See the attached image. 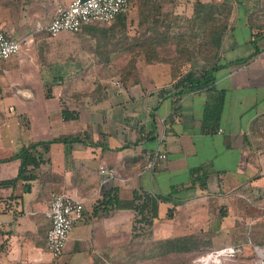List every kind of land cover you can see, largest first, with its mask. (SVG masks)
Returning a JSON list of instances; mask_svg holds the SVG:
<instances>
[{"label":"crops","instance_id":"crops-1","mask_svg":"<svg viewBox=\"0 0 264 264\" xmlns=\"http://www.w3.org/2000/svg\"><path fill=\"white\" fill-rule=\"evenodd\" d=\"M69 1L0 0V28L9 37L31 29L36 34L24 52L0 61V264H103L119 256L135 210L96 207L111 186L123 200L134 188L171 193L177 205L168 221L182 213L179 205L197 207L192 216L184 214L180 231L168 235L189 233L191 226L193 232L236 237L231 241L240 247H259L254 240L264 237V42L253 45L248 34L229 37L236 27L233 14L213 85L178 95L173 83L188 69L199 73L207 65L194 52L171 49L175 28L189 25L194 0H130L110 23H87L56 36L36 27L51 20L58 3ZM243 1L240 27L264 37V28L257 31L249 21L254 5ZM260 3L256 11L264 13ZM141 21L145 35L138 31ZM142 42L145 48L137 45ZM210 106L217 108L212 120L206 115ZM38 140L50 142L45 160L31 168L35 177L3 183L18 173L20 159L13 155ZM146 149L166 157L148 168ZM101 162L114 167L116 177L102 183ZM59 190L83 203L63 260L45 249V209ZM165 205L167 211L174 203L160 201L159 210ZM161 219L160 213L151 228ZM247 228V239L236 241Z\"/></svg>","mask_w":264,"mask_h":264},{"label":"trees","instance_id":"trees-1","mask_svg":"<svg viewBox=\"0 0 264 264\" xmlns=\"http://www.w3.org/2000/svg\"><path fill=\"white\" fill-rule=\"evenodd\" d=\"M154 2H161L162 0H153ZM174 3L176 0H171ZM145 4L146 0H141ZM234 0H212V1H193V11L190 17L185 20H189V25L185 29L180 28V24L175 28V33L177 36V42L174 45H171V49L176 52L181 53H202V50H207V53L201 56V59L207 65L201 68V71L197 73L192 69H188L179 79H177L173 85L177 88L178 95H181L187 89H199L207 88L213 85L216 78L215 71L219 68V54L220 48L222 45L223 37L226 31L230 28V20L234 14L235 6ZM176 21H180L179 17H176ZM184 20V19H183ZM138 31L141 35H145L144 23L141 21L137 24ZM202 27L203 32H198V29ZM164 31V30H162ZM185 34L187 38V43H184ZM200 34V36H199ZM199 36L200 42L197 41ZM180 40V41H179ZM145 42L139 43L142 48H145ZM173 62H177L173 60ZM209 64V65H208ZM132 65V63H131ZM134 67V66H133ZM129 78V77H126ZM220 95V94H218ZM214 106V105H213ZM207 107V117L212 120L214 111L217 108ZM64 117H69L70 115L64 110ZM50 142L46 141H31L27 144H24L21 149L13 156L20 159V164L18 168V173L16 177L12 180L3 181V183H10L16 179H31L34 178V172L31 171V168L37 167L43 162L44 151L47 149V144ZM12 157V156H11ZM199 170V167L193 168L191 170L192 176L195 177L196 172ZM206 181L203 178L201 182L202 186ZM168 201L173 202L174 205L176 201L169 195H163L158 193L147 192L137 188L133 189L132 197L127 200H123L119 197L117 193V187L111 186L104 191H102V196L98 201V208L101 209H111V208H122L127 207L135 210V217L133 220V226L131 231L130 239L123 244L122 250L118 255H122V251L126 250L125 261L123 264H127V260H138L135 253L131 251V244L136 240V237L142 233H151V226L154 224L155 220L159 217V202ZM173 208L175 206L168 207L167 217L173 216ZM214 232L209 230H198L189 233L183 234H170L167 236H162L157 238L152 245L158 247L159 255L166 256L169 254H187V253H197L193 258V264L196 263V258L200 255L209 253L221 247L227 245H238L239 243L232 244H221L214 247L212 245V240L214 237ZM264 237H261L260 240H254V244L259 247L263 246ZM211 243V244H210ZM151 255V254H150ZM149 254L144 253L139 259L150 257ZM117 256L112 260L107 261L103 264H118L119 257ZM264 256V249H263ZM249 257V256H248ZM188 260V259H186ZM114 261V262H113ZM180 264H190L187 261H183Z\"/></svg>","mask_w":264,"mask_h":264},{"label":"built area","instance_id":"built-area-1","mask_svg":"<svg viewBox=\"0 0 264 264\" xmlns=\"http://www.w3.org/2000/svg\"><path fill=\"white\" fill-rule=\"evenodd\" d=\"M129 3L130 0H71L67 3H58L51 20L45 26L37 23L36 27L38 29L45 28L49 36H56L62 31L77 32L87 23L112 22L119 13L127 10ZM33 40V32L13 38L0 28V61L12 54H21ZM144 156L145 166L152 168L155 162L165 158L166 154L158 149H146ZM98 172L102 183L117 175L116 169L108 166L105 162L98 165ZM82 210L83 203L79 196L66 190L51 193L45 209V214L50 221L46 231L45 249L52 257H58L64 252L70 231L81 218ZM240 250L239 245H227L200 255L195 260L197 263L204 264L206 256L214 255L221 262V258H236L237 252Z\"/></svg>","mask_w":264,"mask_h":264},{"label":"rangeland","instance_id":"rangeland-1","mask_svg":"<svg viewBox=\"0 0 264 264\" xmlns=\"http://www.w3.org/2000/svg\"><path fill=\"white\" fill-rule=\"evenodd\" d=\"M249 2L252 5H254V8H255L253 12H250L249 21L253 26L256 27L255 29L257 31H259V30L264 28V17H263L264 13H258L256 11L257 6L259 4H261L260 0H250ZM233 3L235 6V10H234V16H233L232 22L236 27L233 29V31L229 35V37L235 36V37L242 38L246 34H248L252 38L251 42L253 43V45H255V44L257 46L262 45L264 42V37L261 36V34H258V33L251 34L249 32L250 27L249 28H246L245 26L240 27V24L244 21V17L242 16L243 7L245 8L244 1L243 0H234ZM122 13H119L117 15V17L121 16ZM31 30L29 33L33 32ZM198 32H201V33L203 32L202 27H200L198 29ZM34 35L36 36V34H34ZM199 36H200V34H199ZM199 36L197 38L198 42H200ZM225 46H226V43L224 42V44L222 45V48L224 49ZM166 49H168V48H166ZM220 50H221V48H220ZM204 52L207 53V50H202L201 54L203 55ZM196 54L200 55V57L202 56L198 52ZM215 182H216L215 178L210 177V179H209L210 186H214ZM176 205H177V203H176ZM176 205H172V206H176ZM179 206H180V208H183V209H181L182 213H176L175 217L174 218L171 217V219H169V221L166 218V216H167L166 205L161 209V211L159 210V215L161 213V215L164 217V219H161V221H158L155 223V227L152 228L151 233H142L136 237V240H134V242L131 244L130 247H131V251L135 253L138 260H135V261H133V260L128 261L127 260V264H180V262L182 263L183 261H187L188 263L193 264V258L197 253H187V254H175V253L173 254L172 253V254H169L166 256H162V255H159L158 247L152 246L157 238H160L162 236H167L168 235L167 233H171V232L175 233V232L180 231V228L182 226H184L182 224L184 221V218H185L184 214L187 217H189V216H192L194 214V212L196 213V211H197V207H195L194 205H192V206L179 205ZM221 209H223V207ZM212 213L213 212L210 211L209 214H212ZM47 220L50 223L48 218H47ZM198 221H200V220H194V221H192V224L196 223V222H197V224H195V225L200 224V223H198ZM204 221L206 222L207 220H204ZM196 227H200V226H196ZM187 228H188V231L190 230V232H193L191 226H189V227L187 226ZM248 230H249V228L246 229V234H247L246 236L243 235L242 237H237L236 241H242V240L247 239ZM234 238H236V237H231L229 235H224V234L220 233L218 236L214 235L211 243L214 247L219 246L220 244H224V242L225 243L231 242V244H232L233 241H231V239L233 240ZM68 241H69V239L67 240V243H68ZM144 253H146V255L147 254H149V255L151 254V255H150V257L148 256L147 258H144V260L139 259L141 256L144 255ZM125 256H126V250L124 251V249H123L122 255L119 257V263L118 264L124 263ZM61 257H62V255L60 256V258ZM233 258H231V257H228L226 259L221 258V260H222L221 262L217 258L218 259L217 264H264V256H263V251H262L261 247H256V246L251 245V244H242L241 250L237 252L236 258L235 257H233ZM61 259L63 260L65 258L62 257ZM186 259H188V260H186ZM260 259H262V260H260ZM195 264H200V262H198V263L196 262ZM210 264H213V263L211 262ZM215 264H216V262H215Z\"/></svg>","mask_w":264,"mask_h":264},{"label":"bare ground","instance_id":"bare-ground-1","mask_svg":"<svg viewBox=\"0 0 264 264\" xmlns=\"http://www.w3.org/2000/svg\"><path fill=\"white\" fill-rule=\"evenodd\" d=\"M204 260H205L204 264H206L208 262H212L213 264H215V262H216V264H217V261H218L217 257L214 255H208V256H206V258Z\"/></svg>","mask_w":264,"mask_h":264}]
</instances>
